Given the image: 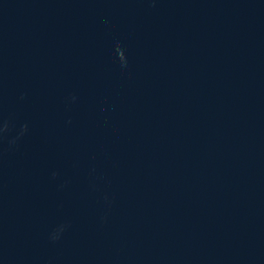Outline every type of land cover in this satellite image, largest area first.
Masks as SVG:
<instances>
[{
	"label": "water",
	"instance_id": "1",
	"mask_svg": "<svg viewBox=\"0 0 264 264\" xmlns=\"http://www.w3.org/2000/svg\"><path fill=\"white\" fill-rule=\"evenodd\" d=\"M0 264H264V0H0Z\"/></svg>",
	"mask_w": 264,
	"mask_h": 264
}]
</instances>
